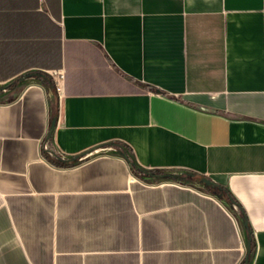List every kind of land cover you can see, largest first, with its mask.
Segmentation results:
<instances>
[{
	"label": "crops",
	"instance_id": "1",
	"mask_svg": "<svg viewBox=\"0 0 264 264\" xmlns=\"http://www.w3.org/2000/svg\"><path fill=\"white\" fill-rule=\"evenodd\" d=\"M250 234L264 264V0H0V264H246Z\"/></svg>",
	"mask_w": 264,
	"mask_h": 264
},
{
	"label": "trees",
	"instance_id": "2",
	"mask_svg": "<svg viewBox=\"0 0 264 264\" xmlns=\"http://www.w3.org/2000/svg\"><path fill=\"white\" fill-rule=\"evenodd\" d=\"M46 158H47L52 164H55V165H58V166H68V164H65V163H64V164H62V163H58V162L55 161V160L49 159V156H46ZM129 164H130V167H131L132 171H134V173L137 174V172H136V171H137L136 166H135L133 163H131V162H129ZM208 185H210V187H212V188H214V189L219 188L218 186H216L214 183H211V182H209ZM215 186H216V187H215ZM216 195H217L218 197H220L221 199H224V197L221 196L220 192H217ZM225 200H226L227 202H232V203H235V202H236L235 199H234L230 194L227 196V198H226ZM235 204L238 205V203H235ZM254 249H255V244H254V241H253V236H252V234H250V235H249V244H248V248H247V253H246V256H245V259H244V262H245L246 264H248L249 256H250V254L254 251Z\"/></svg>",
	"mask_w": 264,
	"mask_h": 264
},
{
	"label": "built area",
	"instance_id": "3",
	"mask_svg": "<svg viewBox=\"0 0 264 264\" xmlns=\"http://www.w3.org/2000/svg\"><path fill=\"white\" fill-rule=\"evenodd\" d=\"M50 76L56 81L57 85H60V82L62 81L63 78V74L61 71H57V70L51 71Z\"/></svg>",
	"mask_w": 264,
	"mask_h": 264
},
{
	"label": "water",
	"instance_id": "4",
	"mask_svg": "<svg viewBox=\"0 0 264 264\" xmlns=\"http://www.w3.org/2000/svg\"><path fill=\"white\" fill-rule=\"evenodd\" d=\"M207 183H209L208 181H206Z\"/></svg>",
	"mask_w": 264,
	"mask_h": 264
}]
</instances>
